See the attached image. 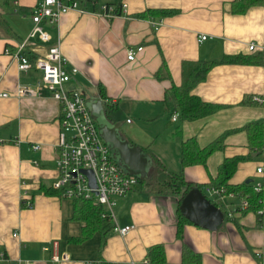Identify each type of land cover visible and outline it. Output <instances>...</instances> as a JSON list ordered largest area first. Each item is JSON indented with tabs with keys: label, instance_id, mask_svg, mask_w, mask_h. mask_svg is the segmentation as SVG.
Returning <instances> with one entry per match:
<instances>
[{
	"label": "crops",
	"instance_id": "crops-1",
	"mask_svg": "<svg viewBox=\"0 0 264 264\" xmlns=\"http://www.w3.org/2000/svg\"><path fill=\"white\" fill-rule=\"evenodd\" d=\"M37 1L0 0V92L10 93L0 97V264H49L45 247L53 240L69 254V260L59 264L144 262L148 249L157 244L165 249V264H264V234L252 211L234 212L216 230L185 222L179 236V196L157 194L140 182L112 209L115 223L134 224V229L124 236L111 230L70 240L80 235L83 223L72 218L73 202L52 186L58 175L61 106L47 89L36 88L38 70L19 71L5 52L27 38ZM77 1L84 12L69 10L57 25L43 26L49 43L60 42L67 67L77 68L67 88L101 99L113 122L120 123V133L168 171L181 168L185 140L195 138L205 147L222 137V147L204 164L188 165L183 172L186 181L199 185L224 213L235 209L242 197L233 192L215 199L207 192L224 159L244 157L227 181L231 187L264 184L256 172L264 150V2L234 14V0H122L126 9L108 19L98 6L115 0ZM163 10L172 13L163 15ZM152 22L160 25L154 28ZM201 35L206 38L199 40ZM28 42V52L46 54L48 43L37 37ZM251 43L254 50L249 49ZM128 46H143L133 61L126 58ZM229 56L250 61L223 62ZM196 61L213 65L191 93L220 109L191 121H173L165 92L181 85L182 64ZM163 66L167 72L157 77ZM20 86L31 92L16 96ZM251 122L263 124L262 146L255 152L241 130ZM36 143L40 148L34 150ZM25 198L30 206L23 203ZM184 245L200 256L199 263L182 260Z\"/></svg>",
	"mask_w": 264,
	"mask_h": 264
},
{
	"label": "built area",
	"instance_id": "built-area-1",
	"mask_svg": "<svg viewBox=\"0 0 264 264\" xmlns=\"http://www.w3.org/2000/svg\"><path fill=\"white\" fill-rule=\"evenodd\" d=\"M69 10L84 12L77 0H38L31 11L32 27L27 38L18 42L13 51L5 49L7 54L16 61L19 71L31 69L40 72V80L36 83V88L47 89L52 98L61 106L59 118V134L57 142V168L58 175L52 184L53 188L60 191L63 198L94 200L104 208V213L113 221V232L126 235L134 228L133 225L119 226L113 220V207L118 198L126 195L138 183V179L122 171L114 160L108 145L101 137L97 123L91 116L85 103V95L77 89H70L66 84L77 72L76 67H67V60L64 57L60 42H50V34L44 29V24L57 25L61 15ZM122 10L125 6L122 5ZM98 12L108 19L115 16L114 7L104 5L98 7ZM154 28L160 22H152ZM37 37L41 42L48 43L47 52L43 56L31 58L28 54L27 46L29 38ZM206 38L201 35L199 40ZM256 48L255 44L249 45L250 50ZM143 46H128L126 58L133 61ZM263 49V48H262ZM31 89L27 86H20L16 89V96H22ZM9 92H0V97H8ZM253 100H259L253 97ZM171 120H177V113L172 114ZM128 122L130 119L127 120ZM34 150L40 148V144L31 146ZM262 161L257 166L256 172L264 178V150L261 153ZM89 169L93 172L96 187L92 188L88 177L82 170ZM253 191L260 194L258 198L259 206L254 208V213L260 217V227L264 234V184L255 183ZM96 192V193H95ZM207 192L215 198H221L227 194L233 196V192H225L222 188L209 186ZM26 206L31 205L27 198L23 199ZM250 202L246 197H241L235 209L225 211L227 218H232L234 212H245L249 209ZM16 236V233L13 234ZM49 252V264H59L69 260V254L60 250L59 242L53 240L45 247ZM17 264H33L31 260H18ZM85 264H99L87 261ZM130 264H145L144 262H131Z\"/></svg>",
	"mask_w": 264,
	"mask_h": 264
},
{
	"label": "trees",
	"instance_id": "trees-1",
	"mask_svg": "<svg viewBox=\"0 0 264 264\" xmlns=\"http://www.w3.org/2000/svg\"><path fill=\"white\" fill-rule=\"evenodd\" d=\"M263 2L264 0H234L231 4V11L234 14H241L249 7L262 6ZM93 4L95 5V3ZM122 5L126 8V5L122 3V0H115L104 6H113L115 15H119L122 13ZM171 13L172 11L169 10L161 11V14L163 15ZM28 54H30L31 58L36 57L30 52H28ZM248 61H250V59L243 58L242 56H229L223 59V62L235 63H244ZM212 65L213 62L208 61L185 62L182 64L181 85L178 87L171 85V87L165 92L163 99L168 106L172 107V114L177 113V119L191 121L210 115L220 109L219 105L205 102L191 93L192 88L205 78ZM162 69L163 70L157 73V77H161L162 73L167 72L166 66H163ZM241 130H244L247 133L249 145L253 148L254 152L258 151L263 142V124L260 122H251L243 126ZM221 147L222 137L217 138L214 142H211L205 147H200L195 138H189L182 142L180 146L181 168L178 171L166 170L158 159L153 158L150 155L153 161V168L147 179L138 180V182L144 183L157 194L179 196L177 199V234L179 236L182 234L183 224L185 222H190L180 213L179 205L181 199L191 188L197 187L200 189L199 185L186 181L183 169L188 165L204 164L206 158L213 151ZM243 158L244 157H235L224 159L219 167L217 177L212 179L209 185L214 188H223L225 192H237L242 197H246L250 202L249 209L246 211L249 210L254 213V208L259 206L257 204L258 198L260 197V194L253 191V185L255 183H244L239 187H231L227 183L228 179L237 168L238 162ZM56 191L60 194L59 190ZM247 192L249 193L248 195ZM71 201L73 202L72 218L81 221L83 225L81 227L80 235L78 237H71L70 240L75 242L83 241L91 237L95 232L107 233L113 229L112 220L106 214H103L104 208L100 204L95 203L94 200L85 199H73ZM213 203L215 204V202ZM223 215L224 219H228L224 212ZM256 217L260 221V217L257 215ZM190 255L194 256L193 259H190ZM182 260L187 263H199L200 256L194 253L187 245H184L182 250ZM165 262V249L162 245H153L148 249L145 264H165ZM99 264L113 263L101 261Z\"/></svg>",
	"mask_w": 264,
	"mask_h": 264
},
{
	"label": "water",
	"instance_id": "water-1",
	"mask_svg": "<svg viewBox=\"0 0 264 264\" xmlns=\"http://www.w3.org/2000/svg\"><path fill=\"white\" fill-rule=\"evenodd\" d=\"M85 103L97 122L101 137L122 171L138 180L147 179L153 166L151 156L120 133V123L113 122L101 99L86 97ZM82 171L88 177L90 186L95 188L93 172L89 169ZM179 210L194 225L210 230H216L224 221L223 211L197 187L191 188L182 197Z\"/></svg>",
	"mask_w": 264,
	"mask_h": 264
},
{
	"label": "rangeland",
	"instance_id": "rangeland-1",
	"mask_svg": "<svg viewBox=\"0 0 264 264\" xmlns=\"http://www.w3.org/2000/svg\"><path fill=\"white\" fill-rule=\"evenodd\" d=\"M104 2H106V1H104ZM125 9H126V8H125ZM30 19H31V14H30ZM32 25H33V24H32V21H31L30 27H32ZM95 122H96V121H95ZM96 123H97V122H96ZM254 214H255V213H254ZM255 215H256V214H255ZM130 225H133L134 228H135V225H134V224H130ZM134 228H133V229H134ZM261 230H262V229H261Z\"/></svg>",
	"mask_w": 264,
	"mask_h": 264
}]
</instances>
